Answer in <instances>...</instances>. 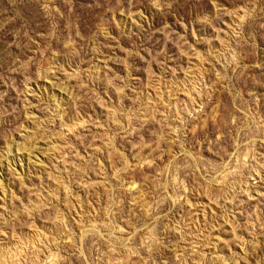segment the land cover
Here are the masks:
<instances>
[{
	"label": "rangeland",
	"instance_id": "obj_1",
	"mask_svg": "<svg viewBox=\"0 0 264 264\" xmlns=\"http://www.w3.org/2000/svg\"><path fill=\"white\" fill-rule=\"evenodd\" d=\"M0 264H264V0H0Z\"/></svg>",
	"mask_w": 264,
	"mask_h": 264
}]
</instances>
